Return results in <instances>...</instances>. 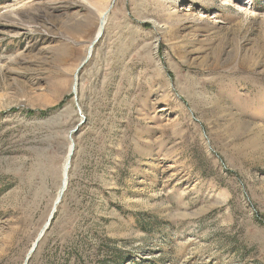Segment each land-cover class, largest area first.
Returning <instances> with one entry per match:
<instances>
[{"label": "rangeland", "instance_id": "rangeland-1", "mask_svg": "<svg viewBox=\"0 0 264 264\" xmlns=\"http://www.w3.org/2000/svg\"><path fill=\"white\" fill-rule=\"evenodd\" d=\"M73 147L29 264H264V0H0V264Z\"/></svg>", "mask_w": 264, "mask_h": 264}, {"label": "water", "instance_id": "water-1", "mask_svg": "<svg viewBox=\"0 0 264 264\" xmlns=\"http://www.w3.org/2000/svg\"><path fill=\"white\" fill-rule=\"evenodd\" d=\"M98 38H99V37H98ZM98 38L96 39V41L94 42V44L97 43ZM91 52H92V51H90V53H89L90 56H91ZM90 56H89V57H90ZM74 93H75V96H76V93H77V82H76V86L74 87ZM75 98H76V97H75ZM77 106H78V105H77ZM79 111H80V110H79ZM80 112H81V111H80ZM78 127H79V126H78ZM78 127H77V129H78ZM77 129H75L72 133L76 132ZM73 152H74V147H73V149H72V152H71L70 156L73 155ZM65 191H66V187H65L64 190L61 192L60 199H59V201L54 205V208H53L52 214H51V216H50L49 222H48L47 225L45 226V228H44L43 232L40 234L39 238H38V239L36 240V242L34 243V245H33L32 249L30 250V252H29V254H28V256H27L26 261H25L24 264H29L30 259L32 258L33 254H34V253L37 251V249H38V246H39V243H40L41 239L44 237L46 231H48V230L50 229V227L52 226V222H53V220H54V216H55V214H56V212H57V208H58V206L60 205V203H61V201H62V197H63V194H64Z\"/></svg>", "mask_w": 264, "mask_h": 264}, {"label": "bare ground", "instance_id": "bare-ground-1", "mask_svg": "<svg viewBox=\"0 0 264 264\" xmlns=\"http://www.w3.org/2000/svg\"><path fill=\"white\" fill-rule=\"evenodd\" d=\"M106 19H108V15L105 13L103 15V18L101 20V24H100V27H99V30H98L99 34L103 31V28L105 27ZM70 151L72 152L71 148L69 149V152H68L67 157L65 159L64 165L62 167V185H61L59 193H58V195L56 197V201H55L56 203L60 199L61 192L64 190L65 187H66V190H67V187H68L69 171H70V168H71V160H72V155L70 156V154H71Z\"/></svg>", "mask_w": 264, "mask_h": 264}, {"label": "trees", "instance_id": "trees-1", "mask_svg": "<svg viewBox=\"0 0 264 264\" xmlns=\"http://www.w3.org/2000/svg\"><path fill=\"white\" fill-rule=\"evenodd\" d=\"M69 262H71V260L67 257V259H65V262H64V263L68 264ZM75 262H76V263L79 262V258H78V256H76V258H75ZM46 264H48V262H47Z\"/></svg>", "mask_w": 264, "mask_h": 264}]
</instances>
